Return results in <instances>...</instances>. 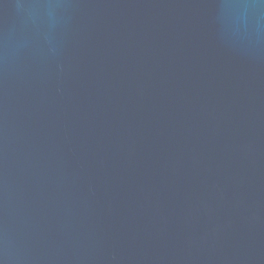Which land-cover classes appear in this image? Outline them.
Segmentation results:
<instances>
[{
  "label": "water",
  "instance_id": "95a60500",
  "mask_svg": "<svg viewBox=\"0 0 264 264\" xmlns=\"http://www.w3.org/2000/svg\"><path fill=\"white\" fill-rule=\"evenodd\" d=\"M0 264H264V0H0Z\"/></svg>",
  "mask_w": 264,
  "mask_h": 264
}]
</instances>
